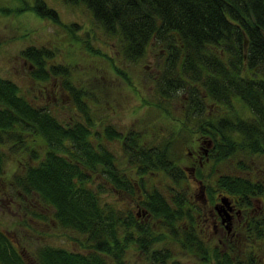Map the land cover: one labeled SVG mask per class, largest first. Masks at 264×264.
<instances>
[{
    "label": "trees",
    "instance_id": "16d2710c",
    "mask_svg": "<svg viewBox=\"0 0 264 264\" xmlns=\"http://www.w3.org/2000/svg\"><path fill=\"white\" fill-rule=\"evenodd\" d=\"M63 2L85 6L91 13L90 25L114 36L126 60L138 61L151 49L157 50L165 62L159 64L162 70L158 67L156 74V105L171 118L175 112L167 107L169 98L178 93L185 102L187 97L188 106L198 109L194 115L197 122L204 124L200 132L221 140V158L238 151L264 152V0ZM24 7L61 23L59 12L46 0L27 1ZM76 25L66 27L72 31ZM85 36L92 40V29ZM87 44L92 49L89 41ZM56 53L47 47H29L22 52V60L33 66L30 74L34 82H56L53 88L58 96L54 97L53 108L35 104L15 80L0 73V204L1 198L10 194L5 202L8 210L12 208L9 212L13 217L22 215L20 222L38 235H49L50 230L57 229L55 236L64 233L72 248L41 244L33 257L28 247L25 251L16 247L6 232L0 231V264H126V246L132 242L148 253V259L165 264L172 255L170 250L154 248L165 235L153 232L151 225L146 228L135 224L142 234L138 237L130 231L135 229V221L125 223L127 220L111 203L100 201L97 173L101 169L103 185L99 187L103 193L126 199L139 196L138 185L145 189L148 182L139 175L145 177L160 170L174 175L170 171L176 158L174 143L166 140L161 145L145 146L142 132L137 130L126 135L112 126L100 130L103 120L98 121V113L90 110L89 93L74 84V67L71 70L69 65L54 62ZM126 78L133 83L130 76ZM35 87L39 93L44 90ZM62 92L69 94L75 106L71 112L66 111L67 115L54 110ZM238 101L248 109L244 116L238 110ZM208 103L214 105L217 114L210 120L204 117ZM115 140L122 142L129 159L118 161L124 152L116 157L111 145ZM7 148L25 152L21 169L14 170L9 178L5 168ZM129 176L139 177L141 183H134L138 179L132 182ZM237 180L229 184L230 194L250 191L249 180ZM223 181L221 178L220 183ZM154 188L148 192L145 205L157 223L173 226L170 229L176 240L207 255L208 250L195 235L182 239L174 230L176 220L185 218L183 208L175 209L182 205V199L177 195L174 205ZM123 225L127 229L122 231ZM105 253L112 259L104 258ZM215 258L216 264H234L231 256H222L219 251Z\"/></svg>",
    "mask_w": 264,
    "mask_h": 264
},
{
    "label": "rangeland",
    "instance_id": "374dc122",
    "mask_svg": "<svg viewBox=\"0 0 264 264\" xmlns=\"http://www.w3.org/2000/svg\"><path fill=\"white\" fill-rule=\"evenodd\" d=\"M27 1L33 3V0H0L1 75L15 80L25 96L31 101L34 100L35 104H48L52 107L55 103L54 97L58 96V92L50 94L51 91L55 92L53 86L56 82L48 83L40 80H37L38 83L34 82L32 80L34 78L30 74L33 66L31 67L27 60H22V52L29 47L54 49L57 52L54 62L65 66L69 65L71 70L74 67L72 70L74 84L89 93L92 99L87 100L91 106L90 110L98 113V121L103 120L100 130L107 126L116 127L125 133L137 129L142 132L143 139L149 145H161L165 139L158 142L160 138H164V136L160 137V134L167 129L166 123H174V120L165 116L164 112L159 110L161 108L156 105L159 103L156 74H159L158 69L162 70V65L159 66V64L165 62L163 57L158 56V51L151 49L144 58L133 62L128 61L124 58L119 41L114 36L106 34L101 28L90 25L91 13L85 6L68 5L63 0H46L50 7L59 12L61 19V23H59L49 18H43L30 8L23 9ZM73 23L77 25L72 26L74 28L72 31L68 30L66 24L72 25ZM79 27L80 29H78ZM91 29L92 40L85 36ZM88 41L92 49H89ZM128 76L133 79L132 84L126 78ZM37 85L44 89L41 91L42 93L36 90L35 86ZM178 96V93H173L167 104V107L171 108L173 112H175L174 104H179L176 99ZM150 102L155 104L152 106ZM237 105L241 115L244 116L248 113L245 105H240L239 101ZM74 107L73 102L70 103L69 94L62 92L54 110H61L62 114L67 115L66 111L71 112ZM206 111L215 113L214 105L208 103ZM98 125H96L97 128ZM111 145L114 154H123V151L118 152L120 150L119 142L113 141ZM4 153L6 154L5 168L9 178L13 175L14 170L21 169L22 162L25 160L23 157L25 152L7 148ZM261 156L263 157V154L257 152L238 151L226 159H221L213 167V175L216 176L218 172L226 170L229 166L231 170H234L235 167L241 169L242 160L256 173L255 170H258V167L264 166V158ZM160 176L162 175L150 172L147 176L149 184L159 187ZM9 195L5 194L1 198L0 231L6 232L13 243H16L17 236V238L30 240L28 250L32 253L31 256L35 257L38 246L47 245L62 238L50 237V234H54L53 230H50L49 235H38L31 227L20 222L19 218L22 215L13 217V212H9L12 208L7 209L6 199ZM114 197L111 192L105 193L103 202H113L115 206H123L121 202L117 201V197L115 199ZM31 223L36 226L34 221ZM151 224L153 232L165 235L162 240L155 242L154 248L169 249L172 253L165 264H216L215 255L218 251L220 252L218 247L206 246L207 255L194 252L173 237L174 234L170 229L173 226L169 228L162 223L153 222ZM183 226H185V222H181V227L177 226L178 236L182 239L185 237ZM56 243L62 245L60 241ZM66 243L65 247L72 248L69 241ZM256 244L254 243L256 248L254 252L259 253L264 260V239L259 243V247ZM126 247L128 248L125 256L126 264H158L152 259H148L146 256L148 253L138 249L140 248L139 244L129 243ZM249 248L253 249L254 247L249 246ZM106 259L111 260V258Z\"/></svg>",
    "mask_w": 264,
    "mask_h": 264
},
{
    "label": "flooded vegetation",
    "instance_id": "af4514ba",
    "mask_svg": "<svg viewBox=\"0 0 264 264\" xmlns=\"http://www.w3.org/2000/svg\"><path fill=\"white\" fill-rule=\"evenodd\" d=\"M53 90L54 93L58 92L55 88ZM178 103L175 106V114L171 117L174 123H166L167 129L160 134V137L164 136V138L158 140V142H161L165 139L164 141L174 143L176 158L170 168L171 173L174 175L168 174L165 170L158 171V174L162 175L159 178L161 186H155L163 197L174 205L177 195L182 199V205L175 206V209L180 210L183 208L185 218L176 220L174 230L177 232V226L181 227V222H185V236L192 234L191 236L194 237L195 235L204 244L205 248L210 245L218 247L222 256L229 255L234 259V264H264L262 256L254 252L256 249L254 243H257L256 246L259 247V243L264 239V166L258 167L259 171L255 170L256 173H254L252 167L242 160L241 169L235 167L234 170H231L229 166L226 170L218 172L214 176L213 167L221 159L228 158L229 155L221 158L218 150V144L220 145L221 140L213 138L212 134L200 132L204 124L197 122V117H194V115L197 114L198 109L188 106V98L185 97L184 102L182 97H179ZM215 115H217L216 112H204L206 120H210ZM207 130H210L209 126ZM120 131L126 135L123 130ZM172 137L173 139H169ZM143 140L141 139L143 145H149ZM117 142L122 145L119 152H124L123 157L119 158L118 161L129 159L122 142L119 140ZM223 144L228 145L229 142H223ZM257 153L263 154L261 158H264V152ZM116 157L118 158L117 154ZM139 176L140 178H146L145 180L148 181L146 175L145 177H142L144 175ZM129 177L132 182L138 179L134 183H141L139 177ZM237 177L242 178L244 181H250L252 184L250 191L242 195L239 193L230 194L229 184L234 182L235 178L238 182ZM221 178H224L223 184L220 183ZM101 180L102 172L99 169L97 173L99 185H103ZM99 185L97 190L101 197L100 201H103L105 193L102 192L103 188ZM145 185L147 186L145 189L138 185L139 196H131L127 199L123 196L117 197V201L121 200L123 206H115L113 202L111 203L116 211L121 212L122 217L127 220V222L124 221L125 223L135 221L133 227L135 229L130 231H133L136 236L140 234V231L136 229L135 224L147 228L152 225L151 223H157L154 214L145 205L148 200V192L155 188L148 182ZM10 200L17 203L12 197ZM121 228L123 231L127 229V226L123 225ZM53 235L55 234H50V237H62L58 239L62 245H57L56 242L58 241L49 243V245L61 248L66 246V242L69 241L64 233L57 236ZM29 242L28 239H25V241L17 239L16 247L25 251ZM249 246L254 248L250 249ZM127 251L128 248L126 247V253ZM105 255L104 258L112 259V256L106 253Z\"/></svg>",
    "mask_w": 264,
    "mask_h": 264
}]
</instances>
